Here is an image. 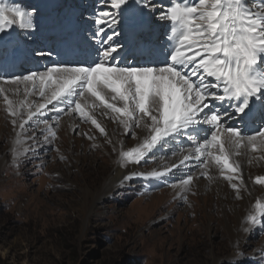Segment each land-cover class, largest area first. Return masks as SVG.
Wrapping results in <instances>:
<instances>
[{"label":"snow or ice","instance_id":"snow-or-ice-1","mask_svg":"<svg viewBox=\"0 0 264 264\" xmlns=\"http://www.w3.org/2000/svg\"><path fill=\"white\" fill-rule=\"evenodd\" d=\"M97 5L85 39L77 27L84 17L72 10L0 0V34L18 30L28 39L37 32L54 37V47L29 48L0 35V99L19 128L13 159L35 150L24 146L23 137L33 126L44 125L46 142L56 138L50 121L58 124L60 117L44 119L50 112L75 114L107 137L94 114L99 109L131 139L136 129L146 132L127 150L119 142L120 167L141 165L179 145V164L130 171L123 181L159 179L192 161L199 177L210 182L215 166L241 199L248 189L235 158L250 152L260 155L249 163L264 160V0H97ZM160 27L162 40L155 31ZM27 139L35 142V132ZM193 179L188 174L173 187L188 191ZM252 183L264 185V175ZM245 223L264 230V201L255 200Z\"/></svg>","mask_w":264,"mask_h":264},{"label":"rangeland","instance_id":"rangeland-1","mask_svg":"<svg viewBox=\"0 0 264 264\" xmlns=\"http://www.w3.org/2000/svg\"><path fill=\"white\" fill-rule=\"evenodd\" d=\"M63 1L73 12L89 8L88 0ZM3 2L32 6L26 0ZM17 32L22 45L43 48L38 39L29 42ZM157 32L164 35L161 29ZM73 118L74 128L62 129L50 121L56 138L47 142L40 131L44 125L26 131L25 146L35 150L18 159L11 153L14 127L0 119V157L9 159L0 174V264H264V230L248 226L243 238L234 242L226 226L235 227L236 213L219 210L218 194L206 200L209 188L173 187L184 176L174 174L153 184L124 181L113 195L93 201L87 190L102 187L111 165H102L103 155L93 143L98 136L89 139L90 123ZM33 132L35 142L27 139ZM166 150L163 156L168 157ZM156 163L142 161L135 170L148 173ZM198 176L193 181H208ZM232 196L234 202L243 201Z\"/></svg>","mask_w":264,"mask_h":264},{"label":"bare ground","instance_id":"bare-ground-1","mask_svg":"<svg viewBox=\"0 0 264 264\" xmlns=\"http://www.w3.org/2000/svg\"><path fill=\"white\" fill-rule=\"evenodd\" d=\"M26 1L28 4L29 3L32 4V6H34V5L40 6L42 10H51L52 8H57V9H63L65 11H67L69 6H70V3H67V5H66L63 0H26ZM90 5L91 6L89 7V9L84 12L86 17L84 18V20L81 23H79L77 25V27L80 30L81 36L85 39L89 38V36H90V30L92 28L91 16H92L95 8L98 7L97 0L90 1ZM24 6H26V4H24ZM74 14H75V17L82 16L81 11L77 10V9L75 10ZM158 29H161L162 32L165 31V29H162L160 27V28H157L155 30L156 34L158 33L157 32ZM0 35L3 36V39L5 41L11 40L13 43L21 44L19 37H18L17 30H13L7 35H4V34H0ZM158 38L161 40L163 39L161 37V35H159ZM36 39H38L41 42L43 48L44 47H54V37L51 39V35H49L46 32H37L36 34H34L33 38L29 39L28 41L29 42L33 41L32 43H34ZM29 45H30L29 48H34V44H29ZM21 46H24V45L21 44ZM29 99L35 100L37 98L36 97H30ZM49 107L51 108V105ZM94 114L97 116L98 121L102 124L103 127H105V129L108 133V136L104 137L105 138L104 140H106L107 143H108V139L112 140V143H108V145L105 146L103 139L100 138L101 136L96 134V131H98V130H96L94 128V126H92L91 124H88L89 129H91L90 130L91 133L93 132V135L89 134V136H91V137L98 136V138L96 137L97 140L93 143L97 147H99L100 153L103 155L102 165L104 163L105 164L108 163L111 165L102 187L100 189H97L96 192H93L91 189L87 190L88 196L92 197L93 201H96V203H97L98 201H100V200L102 201V199L113 195L117 191V189L122 185V183L124 182L123 177L127 173H129L130 171H136L134 164H130L126 168L120 167V165L118 163V158H119V150L121 148V144L119 142L122 141L123 142V148L125 150H127V149L135 146L140 141V139H142L144 137V135H146V132L144 130L137 129L136 130L137 138L133 139L131 141H127L126 137L122 134L123 129L117 123L113 124L111 119H109L105 116H102L100 114L99 109ZM50 115L61 117L58 125L61 126L62 129L66 128L68 125H70L72 128H74L75 125L77 124V122L73 118L74 116H76L75 114H73V117H72L71 115H64L62 113L50 112L44 117V119ZM0 119L1 120L3 119V121H5V123H6V120H8L10 122V124L12 125V123H11L12 118L7 116V113L5 111V105L3 104L2 99H0ZM17 131H19L18 127L15 129L14 128L11 129V132H12V135H11L12 137L10 139L11 146L13 144V140L15 138ZM250 131H255V129L253 128ZM23 137L25 138V142H26V136L24 134H23ZM114 146L116 148V151L113 150ZM170 148H171L170 150H166L168 153H172L173 151H175L177 154L176 155L170 154V156H168V157L163 156V152L165 151L164 150V151H157L152 159L146 158V160H149L151 162L152 161L157 162L156 163L157 167H153V170H164L165 168L170 167L173 164H179V161L182 158L181 155H179V151H180L179 145L174 146V148L173 147H170ZM150 155H152V154H150ZM258 155H260V153H250L249 152L247 156H241V157L235 158L240 163L241 171L243 173V176L245 179V184H246L247 189H248L247 191L242 190L241 191L242 193H240L241 197H243L242 202H234V200L232 198L233 197L232 193L233 194H235V193L229 189L230 186H229L228 182H226L224 180L217 179L214 177V179L211 182H208V181L199 180L198 178H195V180L192 183L193 185L191 184L192 186H198L199 188H209L210 189L209 194L206 197V200H208L210 196L218 194L220 198H219V202L217 205H218L219 210L221 212L226 214L227 210H233L234 213H236V216H235L236 219H235V222L233 223V224H235V227L230 226L232 224H227V226H226L227 233H228L229 237L232 238V240L234 242L240 241V239L243 238L244 229L249 226L247 223H245V218H246L247 214L250 211H252V205L254 204L255 200L260 199V200L264 201V185H255L252 183V180L256 176L264 175V160H261V161L252 160V162L249 163V159L252 156H258ZM8 163H9L8 157L5 154L2 155L0 157V174H1L2 170L8 165ZM186 163L189 165L188 167L180 166V167L174 168L172 172L168 173L164 177H161L159 179H150V180L149 179L148 180L142 179L141 181L146 180L147 182L150 181V182H152L151 184H153V183H156V182L159 183L160 181L168 179L169 177H171L174 174L181 175L182 177L184 176V178L188 174H192L194 176L199 175V171H201V170H197L196 172L192 170L194 168H197L195 166V162L189 161ZM162 166H165V167H162ZM146 169H148V168H146ZM209 171H210V174L218 176L217 175V169L215 168V166H211ZM150 182H149V184H150ZM239 205H241L242 208L245 210L244 211L245 217H244V215H242L243 209H241V208L238 209ZM227 223H228V221H227ZM240 247H241V243L239 244V248Z\"/></svg>","mask_w":264,"mask_h":264}]
</instances>
